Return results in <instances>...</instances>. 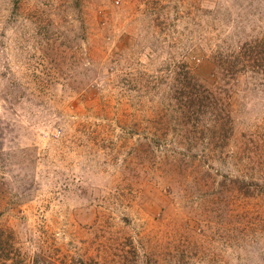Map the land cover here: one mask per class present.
<instances>
[{
	"label": "rangeland",
	"instance_id": "rangeland-1",
	"mask_svg": "<svg viewBox=\"0 0 264 264\" xmlns=\"http://www.w3.org/2000/svg\"><path fill=\"white\" fill-rule=\"evenodd\" d=\"M0 264H264V0H0Z\"/></svg>",
	"mask_w": 264,
	"mask_h": 264
}]
</instances>
